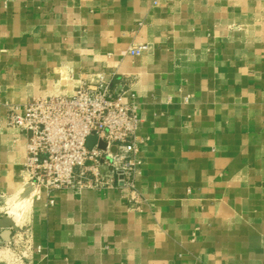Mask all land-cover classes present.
<instances>
[{
    "label": "crops",
    "instance_id": "crops-1",
    "mask_svg": "<svg viewBox=\"0 0 264 264\" xmlns=\"http://www.w3.org/2000/svg\"><path fill=\"white\" fill-rule=\"evenodd\" d=\"M97 73L142 117L135 188L32 189L9 106ZM21 194L19 264H264V0H0L1 216Z\"/></svg>",
    "mask_w": 264,
    "mask_h": 264
},
{
    "label": "built area",
    "instance_id": "built-area-1",
    "mask_svg": "<svg viewBox=\"0 0 264 264\" xmlns=\"http://www.w3.org/2000/svg\"><path fill=\"white\" fill-rule=\"evenodd\" d=\"M147 50V44H139L126 53L139 56ZM137 109V103L127 101L104 73L83 81L69 95L35 96L23 108L10 105L9 125L27 136L24 170L28 182L49 194L58 189L77 194L87 189L105 191L120 184L134 189L140 162L136 133L142 121ZM92 135L97 142L89 147ZM99 141L107 147L100 148ZM31 238L30 229L20 227L6 243L14 246L9 248L12 264L28 257Z\"/></svg>",
    "mask_w": 264,
    "mask_h": 264
},
{
    "label": "water",
    "instance_id": "water-1",
    "mask_svg": "<svg viewBox=\"0 0 264 264\" xmlns=\"http://www.w3.org/2000/svg\"><path fill=\"white\" fill-rule=\"evenodd\" d=\"M97 142V136L92 135L88 138L87 145L92 147ZM99 147L105 149L107 143L104 141H99ZM112 150L115 152L117 150L116 146L112 147ZM104 173H107L108 169L106 167L102 168ZM15 221L9 214H3L0 218V227L3 228V231L0 233V237L3 241L9 242L11 240L12 229L15 228Z\"/></svg>",
    "mask_w": 264,
    "mask_h": 264
},
{
    "label": "rangeland",
    "instance_id": "rangeland-1",
    "mask_svg": "<svg viewBox=\"0 0 264 264\" xmlns=\"http://www.w3.org/2000/svg\"><path fill=\"white\" fill-rule=\"evenodd\" d=\"M32 186V189L34 188V187H36V186H34V185H31ZM22 196H23V194H21V195H19L18 197H17V199L16 200H20L21 198H22ZM31 196V195H30ZM29 197V196H28ZM27 198V197H26ZM25 198V199H26ZM25 199H22V200H20V201H18V202H11V203H9V204H6V198H3V214H5V213H7V211H11V212H16V214H18V212H20L21 210L20 209H16V210H13V207L14 206H16V205H18V204H21ZM8 200V199H7ZM0 205H1V203H0ZM6 205L8 206V208H6ZM14 212V213H15ZM12 214V213H11ZM23 219V216H21V218H19V222L20 221H23L22 220ZM20 227L22 226H24V228H25V225L23 224V222H20ZM24 241V240H23ZM20 246H22V244H19ZM13 245L12 244H2V245H0V258L1 259H4V260H6V259H8V260H11V258L13 257V254H12V252H11V249H9V248H12L13 249Z\"/></svg>",
    "mask_w": 264,
    "mask_h": 264
},
{
    "label": "bare ground",
    "instance_id": "bare-ground-1",
    "mask_svg": "<svg viewBox=\"0 0 264 264\" xmlns=\"http://www.w3.org/2000/svg\"><path fill=\"white\" fill-rule=\"evenodd\" d=\"M31 197L32 196L27 197L21 204H18V205L13 207V210H16V209H20L21 210L19 215L18 214L14 215L15 211L14 212L10 211V213H12L11 215L14 217L15 221H18V219L21 217V215H24L27 212L28 207H29V205L31 203Z\"/></svg>",
    "mask_w": 264,
    "mask_h": 264
}]
</instances>
